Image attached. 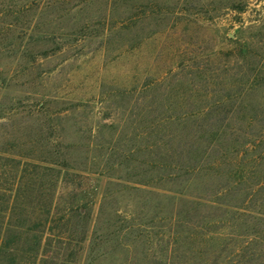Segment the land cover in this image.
Listing matches in <instances>:
<instances>
[{"label": "rangeland", "instance_id": "1", "mask_svg": "<svg viewBox=\"0 0 264 264\" xmlns=\"http://www.w3.org/2000/svg\"><path fill=\"white\" fill-rule=\"evenodd\" d=\"M255 114L264 0H0V183L54 168L27 178L86 223L46 264H264Z\"/></svg>", "mask_w": 264, "mask_h": 264}, {"label": "trees", "instance_id": "2", "mask_svg": "<svg viewBox=\"0 0 264 264\" xmlns=\"http://www.w3.org/2000/svg\"><path fill=\"white\" fill-rule=\"evenodd\" d=\"M258 87L260 86L254 84L252 90L258 89ZM234 122L240 123L238 129L242 127V124H246L249 128L258 126L260 128L259 134L256 138L250 135L248 145L252 147V150H255L254 152L264 146V116L255 114L249 119L235 118ZM203 138L206 139V135L200 133L199 128L198 130L194 129V131L188 130L184 137H181V144L179 145L181 149H174L173 156L174 154L180 156L182 153L186 156H192V152H197L193 149V146L197 145V142ZM234 141L236 142V139ZM263 160L264 151L257 152L254 165L258 167L259 162ZM28 167L44 171H56L51 167H41L29 163L22 165L17 162V173L12 175L11 184L2 185L0 183V264H46L50 258H53L46 248L53 243L61 245L65 243H83L88 239L86 223L80 231V235H75L78 231L76 228L78 224L75 219L80 218L81 214H75V211L68 206L63 210H59L60 204L59 199L56 197V184L50 183L51 186H45L46 188L43 185L37 186L33 178H27L30 175ZM58 172L61 173L60 170ZM239 176L243 179V175ZM263 187L264 180L255 185V193ZM47 191H49V194L46 193ZM181 193L184 194V192ZM194 197L197 200H195L197 205L200 206L201 195H195ZM250 200H253V196L248 201L246 200L244 204H225L219 198L209 201L212 202L210 203L211 208L228 205L231 208L246 210L245 206ZM86 207L87 205H83L82 209ZM83 220L87 222L92 220L90 212L84 216Z\"/></svg>", "mask_w": 264, "mask_h": 264}]
</instances>
